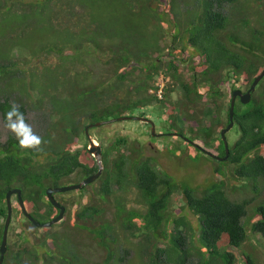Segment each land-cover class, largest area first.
<instances>
[{
    "label": "trees",
    "instance_id": "1",
    "mask_svg": "<svg viewBox=\"0 0 264 264\" xmlns=\"http://www.w3.org/2000/svg\"><path fill=\"white\" fill-rule=\"evenodd\" d=\"M46 1L51 7L53 0ZM108 1L112 7V0ZM155 1H161L159 3L161 5L155 6ZM191 1L193 5L191 2L186 4L182 2L187 8L181 11L179 10L181 0H167L168 3L164 0H151L152 8L161 14L156 17L150 14V17L161 32L156 33L154 36L156 39L149 48L143 49L141 46L133 45L132 40L137 41L138 37L130 39L125 32H118L112 24L97 20L89 23L86 20L89 10L85 12L86 16L82 22L79 19L69 22L73 29L71 41L68 42L67 37L65 42L61 41L59 36L58 40L55 37L47 44L45 51L48 53L63 54L55 64L63 69L62 77L57 78L55 84L57 90L61 87L65 89L69 82L75 88L71 93L72 100H58L55 106V113H59L62 120L72 119V125H66L55 133V144L52 143V132L47 131L41 136V144L35 148H22L15 136L9 137L3 150L0 148V246L9 212L7 193L10 189L20 187L28 211L39 221L46 222L60 213V208L48 198L47 189L50 186L62 185L64 180L68 183H78L97 173L102 164L103 173L98 179L101 184L93 197L85 201L83 194L80 195L78 202H71L62 197L64 192L60 193L61 202L67 207V213L60 222L68 226L64 228L67 231L35 228L33 222L25 216L18 199V204H14V213L18 211L16 219L26 229V232L24 229L18 232L25 246L19 243L21 249H17L8 244L4 264L9 262L21 264L24 260L30 264H38L46 256H55L49 247V238L55 233V236L68 239L69 231L74 227H78L76 233L86 241L87 248L97 246L105 251L104 257L94 260L92 264L110 263L114 257L111 240L115 243L117 239L114 240L110 236L113 231L115 232V223L106 219V215L114 206H117L120 216L121 211H126L125 200L116 195L115 191L125 190L131 182H134L141 192L142 198L139 202L145 205L146 210L126 211L127 216L125 218L124 215V220L127 227L132 228L137 222L151 231L152 239L155 241L164 239L162 229L169 224L166 212L171 197L177 189H182L187 205L202 219V238L209 252L208 255L204 253L205 257L198 253L200 264L235 263L236 254L223 249L222 243L227 242L229 247L239 248L246 241L245 218L248 216L250 204L260 200L259 184H254L255 193L252 198L233 200L228 195L222 178L202 191L198 187L185 186L165 176L157 169L155 158L145 156L141 148L133 147L134 143L128 147L127 136L118 137L110 149L104 147L103 138L96 133L94 138L102 146L101 163L88 149L90 143L86 126L89 123L126 113H139L152 118L148 111H142L145 108L154 109L156 104H159L161 109L165 110L173 129L179 134L188 135L187 129L191 133L189 136L191 139H201L213 149L211 150L213 153L226 155L219 127L224 125V113L227 116L225 123H230L231 100L227 101V96L231 98L234 89L250 88L254 79L264 69V0ZM56 2H65V6L74 7L75 2L81 3L82 0H72L71 3L69 0ZM130 2L132 3L131 0ZM100 4L95 0L93 9L88 8L97 13ZM226 4L232 5V12H226ZM168 23L172 25L171 29L177 30L172 50L169 51L172 58L167 62H163L160 56L152 59L153 51L163 50L160 48V41L164 39V25ZM109 26H112L113 30H108ZM61 42L63 45L58 46ZM67 45H70L69 54L64 52ZM188 46L193 49L192 52ZM196 49H199V52ZM104 53L106 54L103 55ZM33 57L32 55L31 59ZM31 61L25 57L24 64L29 66ZM181 61L187 64L189 71L191 69L190 77L186 81L179 77L182 75L180 65L183 63L179 64ZM95 62L103 65L100 77V73H96L92 67ZM77 64L86 66L87 70L70 76L69 65ZM37 69L38 66H34L32 70L26 68L20 71L15 66L0 63V76L5 78V81L20 72L22 77L27 78L30 73L33 77V74L42 70ZM142 70L145 72L144 77L140 74ZM161 70H165L166 72H163L169 77V84L162 98L157 94L160 87L155 84L156 75ZM44 74L47 76V71ZM138 79L142 82L140 80L138 83ZM229 83L231 88L225 89L224 85ZM178 87L183 89L182 95L176 100L171 99V92ZM208 103H212L215 115L209 121H205ZM12 108L17 109V112L11 123L18 120L21 123L28 121L25 103H13L8 97L0 99V115L4 120ZM180 112L182 116L177 115ZM179 117L183 119L185 126L178 123ZM82 118H87V123H83ZM234 118L240 134L236 142L230 144L229 156L224 162L237 165L238 179L254 181L264 179V77L253 93L252 101L236 105ZM147 124L151 127L150 123ZM77 144L82 146L76 148ZM126 147L129 149L123 152L122 149ZM116 150L119 154L112 156V152ZM135 152L136 157L133 156ZM92 185L94 183L80 189L88 190L87 188ZM113 198L118 205L112 204ZM261 200L257 206L258 216L253 214L257 220L252 228L264 239V200ZM76 203L78 208L74 209ZM40 229L44 230L42 242L34 245L36 242H32V238ZM224 236H227L226 241H223ZM183 240L184 237L181 235L175 242L183 247ZM14 244L18 246L17 243ZM244 258V264H257L248 255ZM103 261L105 262L102 263Z\"/></svg>",
    "mask_w": 264,
    "mask_h": 264
},
{
    "label": "rangeland",
    "instance_id": "2",
    "mask_svg": "<svg viewBox=\"0 0 264 264\" xmlns=\"http://www.w3.org/2000/svg\"><path fill=\"white\" fill-rule=\"evenodd\" d=\"M71 1L72 0H69L70 3ZM96 1L97 4L98 1L101 3L97 13L90 11L95 5V0H82L81 3L75 2L74 7L71 5L65 6V2L57 3L56 0H53L51 7L46 0H0V63L15 66V68L20 71L26 68L32 70L34 66H38L37 70L42 69L40 72L35 71L36 74H33V77L31 73L27 78L22 77L20 72L13 78H9V80L5 81V78L0 76V99L8 97L13 103L18 104V102H23L26 104L28 113V121L25 123L20 122L21 126L15 133L6 127L5 120L3 116L0 115V148L2 150L7 146L10 136L16 137V135H21L22 137H28L34 134L41 138L47 131L52 132V143L55 144V133L66 125H72V119L68 121L62 120L60 114L55 113L56 102L58 100H72L71 93L75 90L70 82L65 89L61 87L57 90L55 85L57 78L60 79L63 73V69L58 68L55 64L60 60L59 57H62L63 54L59 55L58 53H48V51H45L47 44L54 40L55 37L57 39V37L60 36L61 41H64L67 37L68 42L71 41L73 29L69 26V22H74L76 19L82 22V19L86 16L85 12L89 10L86 19L89 23L97 20L112 24L113 27L117 28L118 32H125L130 39L138 37L137 41L132 40L133 45L141 46L143 49L151 47L156 39L154 36L156 33L160 34L161 32L160 28L154 25L150 17V14L155 17L161 14L158 13L155 8H152L151 0H131L132 3L130 0H112V7H110L108 0ZM164 1L167 2V0ZM160 2L155 1L154 5H161L159 4ZM182 2L185 4L186 2H191L193 5L191 0H181V6H179V10L181 11L187 8V5ZM165 8L167 9V7ZM225 10L228 13L232 12V5L226 4ZM113 27L109 26L108 30H113ZM171 28L172 25L170 23L164 25V39L160 41V48L162 47L163 50L158 52L153 51L151 53L152 59L160 56L163 62H167L172 58L169 55V51L172 50L175 38L174 35L177 34V30ZM62 45V42L58 43V46ZM188 47L189 51L192 52L193 49L190 46ZM69 48L70 45H67L64 52L69 54ZM196 50L199 52V49ZM105 54L106 53L103 55ZM200 54L202 53L200 52ZM32 55L34 57L31 59ZM25 57L32 60L29 66L24 64ZM108 57L109 56H107V58ZM89 60H91L90 57ZM95 63L96 64L92 67L96 73H100V77L103 65L99 62ZM181 63H183V61L179 62V64ZM73 66L74 65H69L70 76H75L76 73L80 72L84 73L87 70V67L82 64ZM180 66H182V75L179 77L181 80L186 81V79L190 77L191 69L189 71L187 64L184 63ZM89 70H91V68H89ZM46 71L48 73L47 76L44 74ZM163 71L165 70H161L156 75L155 84L157 82H168L167 75L165 78L163 77ZM140 74L144 77V70H142ZM46 77H48V81H46ZM140 80H137L138 83ZM191 81L192 79L190 82ZM224 88H231V84L224 85ZM182 92L183 89L178 87L175 91L171 92V99H178L182 95ZM140 94L142 95V92ZM230 100L231 98L228 95L227 101ZM73 104L75 105L76 102ZM211 105L212 103L207 104L208 109L207 115H205V121H209L211 117L215 115V109ZM147 111L149 115H152L151 119L155 121L156 131L161 134L160 136L153 135L151 127L147 122L134 119L115 121L97 126L96 128L94 127L95 129H90V133L93 137H96V133L101 135L104 147L110 149L118 137L127 136L129 140L128 147L132 146L131 144L134 143L135 146L133 147L138 146L141 148L145 156H152L155 158L157 161V169H159L161 173L185 186L198 187L203 191L210 188L214 181H219L222 178L224 184H226L228 195L233 200H244V197L252 198L254 196L255 192L253 191V186L255 183L259 184L260 200L250 204L248 216L245 218V227L247 230L246 241L239 248L229 247L227 242H223L222 248L236 254L237 258L234 264H244L245 255L253 258L257 264H264V240L261 235L253 231L252 228L254 222L257 220L255 216H258L257 206L262 201L261 199L264 200V179H260L259 181L244 178L238 179V177H236L237 165L212 158L204 151L197 150L195 147L186 143L183 137L178 135V131L173 129L174 127L170 124L165 110H162L159 104H156L154 109L150 110L145 108L142 112ZM124 115L143 116L139 113H126ZM177 115L182 116V113L180 112ZM175 117L177 118V116ZM111 118L114 117L110 116L104 120ZM178 119V123L185 126L183 119L181 117ZM223 120L224 125L227 124L225 123V120H227L225 113ZM87 121V118H82L83 123H87ZM16 123L17 121H14L12 124L15 125ZM223 126L219 127L221 132ZM239 131L240 129L238 126L228 131L227 139L231 145L238 139L240 134L238 133ZM186 133L188 136L191 135L187 129ZM77 140L83 141V139L78 138ZM194 141L200 144L201 147L203 146L206 150H213L201 139ZM81 146L82 144H77L76 148ZM128 147H126V149L123 148L122 151H127L129 149ZM118 154L119 151L117 150L112 152V156H117ZM136 155L135 152L133 156L136 157ZM63 182L62 185L74 184L68 183L66 180ZM100 184L101 182L97 180L94 182V185L87 188L88 190L77 189L67 191L64 192L65 194L62 197L71 202H78L80 195L83 194V200L85 201L93 197L94 192ZM115 193L125 200L126 211L136 209L143 212L146 210L145 205L139 202V199L142 198L141 192L137 189L134 182H131L125 190H116ZM201 193L200 191V195ZM55 197L59 201H62L60 193H57ZM13 202H17L16 195L13 196ZM111 202L113 205H118L114 198ZM16 204H18V202ZM186 205L187 202L184 198L183 190L177 189L171 197L169 208L166 212L167 217H169V224L162 229V234L165 238L160 241L152 239L153 235L151 231L139 225L137 222L132 228L127 227L124 220V215L125 218L127 216L126 211H121L120 216L119 210L117 211V206H114L112 211L106 215V219L114 221L115 223V232L113 231L110 236H112L111 238L114 240L115 238L117 239L119 246L115 247L114 241L111 240L114 257L109 264H200V256L198 253H200L202 257H205L204 253L208 255L209 252L202 238V219ZM77 208L78 203H76V208L74 209ZM17 215L18 211L14 213V219L10 226L9 244L15 246L17 249H21V245L24 247L25 244L23 240H20L18 232L23 229L26 232V229L21 222L17 221ZM37 227L38 226L35 228ZM50 228L53 231H62L64 228H68V226L59 222L57 226H52ZM76 228H71L72 230L69 231L70 236L68 239L59 235L55 236V233H53V236L49 238V247L52 249L55 256H46L43 259L44 261H39L38 264H92L94 260L103 258L105 251L97 246L96 248H87L86 241L78 237ZM64 231H67V229ZM43 235L44 230L42 229L35 232L34 238H32V242H36L34 245L41 244ZM181 235L184 237L183 247L175 242ZM226 240L227 236H224L223 241ZM14 243H17L18 246ZM72 243L77 245L75 246ZM70 246L74 248V251L70 250ZM154 246L157 249H155ZM104 262L105 261L102 263ZM8 264L14 263L9 262ZM21 264L30 263L24 260Z\"/></svg>",
    "mask_w": 264,
    "mask_h": 264
},
{
    "label": "water",
    "instance_id": "3",
    "mask_svg": "<svg viewBox=\"0 0 264 264\" xmlns=\"http://www.w3.org/2000/svg\"><path fill=\"white\" fill-rule=\"evenodd\" d=\"M263 77H264V69L254 79L253 83L251 84V87L249 88V90L247 92H243L242 89L233 90L231 107H230V123L227 127L222 129V132H221V135L223 137L225 147H226V155L225 156L215 155L211 151L206 150L205 148L201 147L197 142H195L193 139L189 138L188 136H186L184 134H181L180 136H182L185 141H187L190 144H193L194 146L198 147L199 149H201L202 151H204L205 153H207L211 157H215L220 161L226 160L229 156V150H230V144H229V141L227 139V133L229 130H231L233 128V126L235 124V118L234 117H235V109H236V99H237V97H240V101L243 104L250 103L252 101L253 93L256 91V87L260 83V81L263 79ZM132 119L141 120V121H145V122L150 123L151 131H152L153 135L154 136H160L161 135L160 133H157V131H156L155 121L151 118L146 117V116L123 115L120 117H116V118L114 117V118L107 119V120H100V121H96V122H91L86 126V132H87L89 142H90L88 149H89L90 153H92L98 159V161L100 163H101V157H102V146L94 139V137L90 133V129L97 127V126L104 125V124H108L111 122H115V121L132 120ZM102 173H103V165L100 164V169L97 173H95L94 175L86 177L81 182L70 184V185L50 186L47 189L48 198L56 207L60 208V213L56 217L51 219L50 221H46V222L39 221L28 211V209L25 205L23 195H22V189L20 187L10 189L7 193V202H8L9 212H8V217L6 219L3 239L1 242V246H0V251H1L0 264H4L5 256H6V253L8 251L9 229H10V225H11L13 213H14V204L12 201V197L14 195L18 196L21 208H22L25 216L31 222H33L34 225H36L38 227H51L54 224H57L58 222H60L65 217L66 211H67V207L65 205H63L58 199H56L55 194L67 192V191H71V190H77V189H80L86 185H89V184L95 182L96 180H98L101 177Z\"/></svg>",
    "mask_w": 264,
    "mask_h": 264
},
{
    "label": "clouds",
    "instance_id": "4",
    "mask_svg": "<svg viewBox=\"0 0 264 264\" xmlns=\"http://www.w3.org/2000/svg\"><path fill=\"white\" fill-rule=\"evenodd\" d=\"M163 77L165 78L166 77V74L164 73L163 74ZM168 77V76H167ZM167 80H169V77H168V79ZM167 84H168V82L167 83H156V85H158L159 87H160V89L158 90V92H157V94H158V96L160 97V98H162L163 97V95H165V93H166V87H167ZM160 90H161V93H160ZM153 92H154V89H153ZM16 112H17V109H15V108H12L11 110H10V112H8L7 114H6V117H5V124H6V127L10 130V131H12L13 133H15V132H17L18 131V129H19V127L21 126L20 125V122H19V120L17 121V123L14 125V124H12L10 121L12 120V118H13V116H15L16 115ZM229 125V123H227V124H225L222 128L224 129L225 127H227ZM92 129V128H91ZM221 130V129H220ZM179 133V132H178ZM179 135H181V134H179ZM185 135V134H184ZM186 136H188V135H186ZM222 136V135H221ZM189 137V136H188ZM190 138V137H189ZM16 139L18 140V143H19V145L22 147V148H35V147H37V146H39L40 144H41V138L39 137V136H37V135H31V136H28V137H22L21 135H16ZM95 140H96V138H94ZM97 141V140H96ZM185 141V140H184ZM98 142V141H97ZM196 142V141H195ZM90 143V142H89ZM99 143V142H98ZM100 144V143H99ZM230 144V143H229ZM90 145V144H89ZM101 145V144H100ZM200 145V144H199ZM201 146V145H200ZM89 147V146H88ZM196 147V146H195ZM203 147V146H202ZM198 148V147H197ZM201 150V149H200ZM215 154V153H214ZM215 155H217V154H215ZM217 156H220V155H217ZM212 158H215V157H212ZM217 159V158H216ZM227 160V159H226ZM225 161V160H224ZM97 181V180H96ZM94 183V182H93ZM92 184V183H91ZM57 194V193H56ZM55 194V195H56ZM15 196V195H14ZM12 201H13V197H12ZM17 201H18V198H17ZM61 202V201H60ZM17 203V202H16ZM62 203V202H61ZM13 204H15L14 202H13ZM63 204V203H62ZM64 205V204H63ZM66 206V205H65ZM13 215H14V213H13ZM64 219V218H63ZM12 220H13V218H12ZM12 223V222H11ZM59 223V222H58ZM57 223V224H58ZM55 225V224H54ZM53 225V226H54ZM11 226V225H10ZM52 227V226H51ZM40 228H50V227H40ZM10 230V229H9ZM262 237V236H261ZM264 240V239H263ZM184 241V240H183ZM8 244H9V242H8ZM115 247L116 246H119V244H118V242L116 241L115 242ZM70 250H72V251H74V249L73 248H71ZM54 257V256H53ZM106 264H109V262H106Z\"/></svg>",
    "mask_w": 264,
    "mask_h": 264
},
{
    "label": "flooded vegetation",
    "instance_id": "5",
    "mask_svg": "<svg viewBox=\"0 0 264 264\" xmlns=\"http://www.w3.org/2000/svg\"><path fill=\"white\" fill-rule=\"evenodd\" d=\"M239 89H241V88H239ZM234 90H235V89H234ZM242 90H243V92H247V91L249 90V88L246 89V88L243 87ZM231 100H232V97H231ZM239 101H240V97H237V99H236V105L239 104V103H242L241 101H240V102H239ZM234 126H235V124H234ZM234 126H233V127H234ZM80 182H81V181H80ZM16 196H17V195H16ZM17 198H18V196H17Z\"/></svg>",
    "mask_w": 264,
    "mask_h": 264
},
{
    "label": "built area",
    "instance_id": "6",
    "mask_svg": "<svg viewBox=\"0 0 264 264\" xmlns=\"http://www.w3.org/2000/svg\"><path fill=\"white\" fill-rule=\"evenodd\" d=\"M160 93H161V90H160Z\"/></svg>",
    "mask_w": 264,
    "mask_h": 264
}]
</instances>
